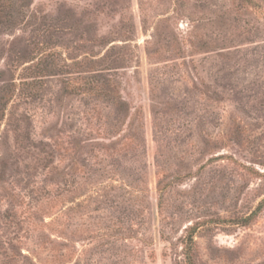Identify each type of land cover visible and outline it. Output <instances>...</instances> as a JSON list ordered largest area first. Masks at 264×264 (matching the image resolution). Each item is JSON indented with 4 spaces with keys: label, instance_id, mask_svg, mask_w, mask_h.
Returning a JSON list of instances; mask_svg holds the SVG:
<instances>
[{
    "label": "rangeland",
    "instance_id": "obj_1",
    "mask_svg": "<svg viewBox=\"0 0 264 264\" xmlns=\"http://www.w3.org/2000/svg\"><path fill=\"white\" fill-rule=\"evenodd\" d=\"M23 1L0 264H264V0Z\"/></svg>",
    "mask_w": 264,
    "mask_h": 264
},
{
    "label": "trees",
    "instance_id": "obj_2",
    "mask_svg": "<svg viewBox=\"0 0 264 264\" xmlns=\"http://www.w3.org/2000/svg\"><path fill=\"white\" fill-rule=\"evenodd\" d=\"M11 1L12 0H9V2H8L9 4L7 6L5 0H0V23H3V22H6L7 21L6 23L14 24L13 23V20L10 19V16H11L10 14H12L11 12L12 11L13 12L14 11H18V9H20V8L23 7V5L21 4L20 8H16V4L14 2L12 3ZM23 3H25V0L23 1ZM94 89L95 88H93L92 90H94ZM263 204H264V202H263ZM250 217H252V216H250ZM249 220H250V218L243 219L241 221V223L247 224L249 222ZM189 264H194V259L189 258Z\"/></svg>",
    "mask_w": 264,
    "mask_h": 264
}]
</instances>
